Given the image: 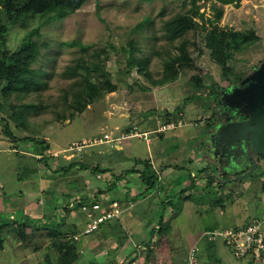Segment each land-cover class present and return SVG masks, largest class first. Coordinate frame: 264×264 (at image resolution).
I'll return each instance as SVG.
<instances>
[{"label":"rangeland","instance_id":"374dc122","mask_svg":"<svg viewBox=\"0 0 264 264\" xmlns=\"http://www.w3.org/2000/svg\"><path fill=\"white\" fill-rule=\"evenodd\" d=\"M213 5L220 6V3L216 0L196 2L199 12L206 18L212 17ZM190 8L189 0H100L98 6L94 1H88L71 15H50V19L36 16L24 25L9 28L6 37L9 51H14L31 32L34 33L32 38L40 45V55L32 68L44 85L38 92L4 97L5 84H0V220L12 222L13 219L24 221L29 218L33 226L40 227L44 212L50 210L57 220L58 210L72 203L71 195L86 192L87 187L98 192L96 187L106 186V180L112 179V175L128 170L135 160L147 159L150 148L145 140L133 137L121 140L119 148L114 143L93 145V140L104 134L116 138L131 131L138 122L161 128L167 122L165 115L180 108L181 116L171 122L175 127L162 132L165 133L162 145L156 141L162 148L159 164L172 168L170 177L164 180L168 191L154 195L143 215L133 209L127 219H122L123 227L114 229L122 236L128 233L138 242L145 237L152 244L165 240L170 251L163 255L159 264L176 263L177 259L187 257L192 247H196L199 264H244L236 260L220 240H216L215 252L206 248L203 236L214 230L242 227L264 213V161H258L260 169L254 178L224 183L221 191L213 185L209 189L213 192L210 195L203 187L195 189L200 180L192 187L191 183L193 176L201 172L196 160L200 151L202 158H199L205 157L206 163L213 168L216 164L212 161L225 149L229 157H220L222 163L218 165V172L233 178L247 168L249 150L255 155L259 148L264 149L261 133L246 129L260 123L257 120L253 123L251 116L264 101V94L255 85L264 70V0H241L237 8L223 6L219 26L233 43L226 63L229 72H223L211 60L204 45L205 32L201 30L184 36L190 41L187 52L194 68H176L175 81L143 91L139 85L148 87L147 81L135 69L125 72L128 43L133 42L135 58L145 65L153 79H160L163 62L178 54L175 48L181 42L167 41L162 24L172 16L189 12ZM77 42L92 46L89 54L98 53L99 58L94 60L105 62L108 77L117 89L96 98L70 119L67 104L71 99L70 88L77 78H68L64 70L80 58L89 59L80 51ZM96 78V74H87V80L91 82ZM21 104H32L37 109L24 113L25 124L18 127L9 118L12 114L9 105ZM125 114H129V119L124 117ZM209 118H212L211 126L207 125ZM6 121L19 140L43 141L50 149L35 159L33 144L8 139L4 133ZM151 128L139 125L137 131H148L149 139L154 140L157 134L149 132ZM255 133L262 142L254 139ZM82 141L90 145L84 146L81 152L72 153L71 159H65L71 154L69 147ZM56 153L58 157L53 156ZM67 160L89 169H74L64 175L59 168L68 166ZM94 166L110 169L112 174H99L100 179H97L90 169ZM113 182L116 186L120 184L113 179L109 184ZM181 190H186V194H181ZM109 192L115 191L108 189L104 193ZM108 198L126 204L122 195L111 193ZM215 199L219 202L213 204ZM166 201L169 209L163 213L161 203ZM161 217L164 219L162 230ZM106 227L101 226L92 235L82 236L75 242L83 251L79 264H116L113 260L116 261L118 256L113 254L112 247L116 243L110 242L104 234ZM69 232L71 229L65 226L60 239L70 240L72 234ZM1 238L4 248L0 250V264H45L46 259L55 263L53 240L47 238L43 230L33 233L27 230V238L21 241L6 228ZM93 240L101 241L99 250L109 248L108 254L97 253L101 255L95 257L92 250L88 251L90 243L87 242ZM139 256L147 262L144 251Z\"/></svg>","mask_w":264,"mask_h":264},{"label":"trees","instance_id":"16d2710c","mask_svg":"<svg viewBox=\"0 0 264 264\" xmlns=\"http://www.w3.org/2000/svg\"><path fill=\"white\" fill-rule=\"evenodd\" d=\"M88 1H94L96 6H98L100 0H0V84H5L2 89L4 97L9 96L10 94H17L20 96L28 95L31 92L40 91L44 85L36 77V70L32 68L40 55V45L32 38L34 33L31 32V34H29L14 51H9L7 49L6 39L9 28L16 25H24L25 21L36 16L42 18L47 16V18L50 19V15H71ZM189 1L191 5L189 12H187L189 14H177L165 20L162 24L161 29L163 31L164 38L167 41L173 42L175 40H181V42L175 48L176 51H178V54L169 57L163 62V76L160 79L152 78L146 70L145 65L135 58L133 53V42L128 43V56L125 61V72L129 73L131 70L135 69L136 73L147 81L148 87L139 85L141 90L147 91L151 87H162L175 81L178 75L175 71L176 68H194L191 55L187 52V45L190 41L184 39V36L188 32H196L198 30L205 32L204 45L209 51L211 60L219 65L223 72L230 71V69L226 66V63L231 56V45L233 43L229 40L230 38L228 33L219 26V23L223 15V6L233 5L237 8L241 0H216L220 3V6H211L213 15L209 18H206L203 13L199 12V8L196 6V2L201 0ZM76 44L80 51L84 55H87L89 59L80 58L75 61V64L68 66L64 70V74L68 76V78H77V81L74 82L75 87L73 86L70 88L71 99L67 104V108L70 111V113H68L70 119H72L81 110L86 109V107L93 103L96 98L102 97L105 94L113 93L117 89L116 84L108 77L105 62L94 60V58H99L98 53H88L89 50L92 49V46L83 45L78 42ZM88 73L96 74L97 78L93 82L87 80ZM197 85H200L198 80ZM212 92L213 91L210 93ZM9 109L12 110V114L9 118L16 123V126L21 127L25 124L24 113L30 110L36 111L37 106L32 104H21L18 106L9 105ZM179 112L180 108H176L172 112L167 113L165 115V120L167 122L164 124L166 125L172 121H177L180 115ZM63 118L64 117L61 119ZM247 118L248 117L246 116L245 119ZM211 119L212 118L208 119L209 122L207 125L209 126L212 124L210 123ZM140 124L141 122L139 125ZM146 124L145 127H152L150 131H155L157 129L156 125L151 124L150 126H147ZM4 133L8 139L15 143L21 141L23 143L29 142L33 144V147L36 149L35 159H37V157H42L44 153L50 149L49 145L44 144L43 141L39 142L32 138H23L19 140L10 130L7 121L4 123ZM40 159L36 161H40ZM260 159L264 161V155L251 154L248 167L244 171L238 172L233 178L219 174V169L217 167L211 168L207 166L205 169H202L201 172L209 170L205 178V190L208 192L207 194H213V192L209 191V189H212L213 185L217 190L221 191L224 188L222 186L224 183H228L232 180H239L243 176H246L253 163H255V169L244 179L254 178L255 172L260 169L258 163ZM68 161L70 160H67L66 162V165L68 166H62L59 168L64 175L74 169H79L81 171L89 169V167L83 164ZM90 169L95 176H98L99 174L104 175L106 173H111L110 169H100L98 166L90 167ZM163 169L164 168H161V171ZM126 174L136 175L142 185L148 187V189L154 188L158 181V175L148 159L135 160L134 164L128 170L122 171L117 176L112 175V179L119 181ZM191 184L192 187L194 185L193 180ZM181 192H184V190ZM214 197H216V195ZM186 198L187 197H185V199ZM95 200L97 201L96 196L90 198L82 195L78 199L73 200L71 204L61 207L60 215H58L59 220H56L53 215L47 216L44 218L45 221L42 225H40V227H37L36 225L33 226L29 218L24 221H22V219H13L12 222H8L6 219L0 220V250L4 248V240L1 238V233L6 228H9L10 232L16 234L21 241H24L25 238H27L28 229L31 233L43 230L46 232V237L53 240L52 249L55 255V263L53 264L76 263L80 258V254L77 251L75 241L72 239H60L63 235L62 232L64 231L61 229H63L66 225L65 222L67 216H69L73 211H77L82 204ZM214 201L215 203L213 204L219 202L217 199ZM220 206L222 207L221 203ZM68 227L71 229V232L69 233L72 235L77 232L76 226L70 225ZM162 229L163 228H160V230ZM207 244V248H211L213 246V243ZM130 261L131 260L128 262ZM45 264L52 263L46 259Z\"/></svg>","mask_w":264,"mask_h":264},{"label":"crops","instance_id":"0c3cea01","mask_svg":"<svg viewBox=\"0 0 264 264\" xmlns=\"http://www.w3.org/2000/svg\"><path fill=\"white\" fill-rule=\"evenodd\" d=\"M180 116H181V114H180ZM124 117L126 119H129L130 116H129V114H125ZM139 123L140 122H138L136 124V127L133 126L131 131L128 130L129 132H126V134H131L133 132L139 133L137 131V129L139 127ZM140 126L145 127L144 122H143V124L141 123ZM158 129H156V130H158ZM155 131H149V132H151L152 134H155V135L157 134V137H156L157 140L155 138L154 140H150V143L147 144L150 146V148H148L147 159L150 161L151 166L153 167V169L156 171V173L158 175V181H157V184L155 185L154 188L148 189V187L142 185V183L138 180L136 175L126 174L122 177L121 180H119L120 184L117 186L114 185V182L112 184H109V182L112 179L106 178L107 179L106 180V182H107L106 186L96 187L98 189L97 190L98 192H95L94 189H92V188L90 189L87 187L86 192H80V193L77 192L76 195H71V197H70L72 201L75 199H78L82 195H85L86 197H90V198H93L94 196H96L97 200L107 199L108 196L111 195V193L113 195H122L124 197L126 204L125 205L122 204V206L124 208V212L122 213L121 219L119 221L106 224L105 226H107V227H106V230H104V234H107L106 236H108L110 242L112 241V243H113V241H115V243H116V244H113V246H112L114 248L113 254H116L118 256L115 259L116 261L113 260V262H116V264H126L129 260H132L134 257L139 256V254L143 251L145 253V256H146L148 263L159 264L158 262L163 257V255L165 256L170 251L165 240L161 239L162 241H157V242H154L152 244L151 240L145 237L141 241L138 242L137 238L135 241L132 238H130L128 236V233L127 234L125 233V235L122 236L121 234L116 233L118 231H116L114 229L116 226H119L121 228L123 227V226H121L122 225V223H121L122 219L123 218H124V220L127 219V216L130 215V212L133 211V209L136 208L137 212H139L141 215H143L146 211L145 207L147 206V203L151 200L152 197H154V195H157L160 193L164 194L168 191V186H166V184L164 185V182H165L164 180H165V178L168 179L170 177L171 173H169V171L172 170V168L170 165L159 164L160 159L162 158L161 157L162 148H161V146H158L156 143V141L157 142L159 141L160 144L162 145V143H163L162 140L165 137V133H154ZM142 133H148V131L143 130ZM200 145L201 144H199V146ZM199 146H198V150L200 151ZM116 148H119V147L116 146ZM225 152H226L225 149L222 152L220 151V153L217 154V156H219V158L216 157V159H214V161H212V164H214V165L216 164V167L219 170H220L219 166L222 163V159L220 157H229V153H225ZM203 154H205V152H202V155ZM200 155H201V151L198 152V157L196 158L199 172L202 169H205L207 166H209L206 163L205 157H203V159L199 158ZM230 158L233 159L234 156L231 154ZM248 165H249V162L247 161L246 167H248ZM214 167L215 166H213V168ZM161 168H164V169L161 171ZM102 169H107V168H102ZM208 172H209V170L205 171V172H200V174L198 176H193L192 180L194 181V183H195V181L200 180L198 185H195L198 188H195V189H199V187H203L204 192L206 191L205 190V178H206ZM111 174H112V170H111ZM104 175H102V176H104ZM202 182L204 183L203 186L200 185ZM108 189H110L111 191H115V192H109V193H106V195H105L104 192H106ZM181 191H183V190H181ZM186 192L187 191L184 190V194H186ZM41 193L45 195L47 192H41ZM180 193L183 194V192H180ZM200 193H202V192H200ZM30 197H31V195L28 198H30ZM183 197H185V195H183ZM124 200H122V201H124ZM161 205H163V207H164L163 213H165L167 211V209H169V207H168L169 202L168 201L163 202V203H161ZM54 210H55V212L57 211L56 208ZM60 212H61V210L59 209L58 215H60ZM43 215L44 216H43V218H41L42 220L40 221L41 224L44 223V221H45L44 218L52 215L51 210L44 212ZM57 220H59V217L57 218ZM76 220L77 219H76L75 215L73 213H71L66 218V221H69V223L65 222V224H66L65 226H70V225L76 226ZM163 223H164V219L161 217L160 223H159L160 228H163L162 227V225H164ZM76 228H77V226H76ZM61 230L63 231L64 228ZM78 241H76V242H78ZM87 243H90V246L88 247L87 250L88 251L92 250L95 257L98 255H101V254H104V255L108 254V250H110L109 248H101L99 250V244L101 243L100 240L99 241L93 240V241H90ZM91 243H93L92 246H91ZM212 243H213V246L211 247V249L213 250V252H215L217 249L216 242H212ZM205 247L206 248L208 247L207 243H206ZM77 251L79 252V254L83 252L81 249H78ZM97 253H101V254H97ZM80 257H81V254H80ZM185 259H186V257H183L181 259H177L178 261L176 263H173V264H181L185 261ZM79 260H80V258H79ZM79 260L74 264H79Z\"/></svg>","mask_w":264,"mask_h":264},{"label":"built area","instance_id":"2783aa9c","mask_svg":"<svg viewBox=\"0 0 264 264\" xmlns=\"http://www.w3.org/2000/svg\"><path fill=\"white\" fill-rule=\"evenodd\" d=\"M174 127L175 125L170 123L159 128L154 133H162L163 131L173 129ZM148 135V133L133 132L131 134L122 133L118 137L112 138V134H104L102 138L93 140L92 144L114 143L118 147L121 140L132 137L143 139L149 144L150 139ZM87 145L90 144L85 141H82L80 144L73 143L68 149L71 154H69L70 156H66L65 159L71 158L73 156L72 153L74 152H81L82 148ZM53 156L58 157V154H53ZM97 179H100V176H97ZM123 212L124 208L122 203L117 199L112 198L88 201L82 204L77 211L72 212L75 217L76 214H79V217H76L77 232L71 237V239L76 242L82 236L86 237L92 235L103 225L119 221ZM203 237H205L206 243L220 240L230 251L231 255L236 260L244 262V264H264V213L252 219L248 224L242 227L206 232ZM126 264L150 263L146 261L144 262L142 257L136 256ZM181 264H199L196 247L190 249L185 261Z\"/></svg>","mask_w":264,"mask_h":264},{"label":"water","instance_id":"95a60500","mask_svg":"<svg viewBox=\"0 0 264 264\" xmlns=\"http://www.w3.org/2000/svg\"><path fill=\"white\" fill-rule=\"evenodd\" d=\"M255 85L258 87V90H260L263 94H264V70H262V76L261 78H257L255 81ZM252 121L253 123H255V121H259L260 123L252 128H246L247 130H252L253 132H260L261 135L264 137V101L263 103L258 106L257 108L254 109L253 114H252ZM244 125V124H243ZM244 128V127H243ZM256 134V133H255ZM254 139L259 140V142H262L261 138L259 137L258 134H256L254 136ZM251 151L249 150V160L248 162H250V157H251ZM256 154H260V155H264V149L259 148L256 152ZM255 169V163H253V165L251 166L248 174L246 176H243L240 179H244L245 177H247L248 175H250L253 170Z\"/></svg>","mask_w":264,"mask_h":264}]
</instances>
